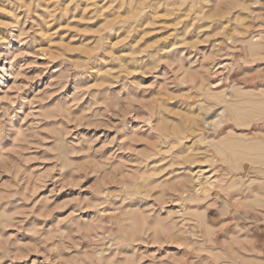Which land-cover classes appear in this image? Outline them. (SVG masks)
Wrapping results in <instances>:
<instances>
[{
    "label": "rangeland",
    "instance_id": "rangeland-1",
    "mask_svg": "<svg viewBox=\"0 0 264 264\" xmlns=\"http://www.w3.org/2000/svg\"><path fill=\"white\" fill-rule=\"evenodd\" d=\"M0 264H264V0H0Z\"/></svg>",
    "mask_w": 264,
    "mask_h": 264
}]
</instances>
